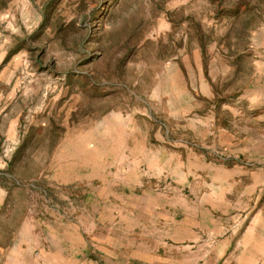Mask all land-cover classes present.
<instances>
[{"label": "rangeland", "instance_id": "374dc122", "mask_svg": "<svg viewBox=\"0 0 264 264\" xmlns=\"http://www.w3.org/2000/svg\"><path fill=\"white\" fill-rule=\"evenodd\" d=\"M253 43L264 0H0V264H119L107 239L130 223L157 264H247L264 158L196 137L152 91L195 49L250 77ZM240 133L264 138V119Z\"/></svg>", "mask_w": 264, "mask_h": 264}, {"label": "crops", "instance_id": "0c3cea01", "mask_svg": "<svg viewBox=\"0 0 264 264\" xmlns=\"http://www.w3.org/2000/svg\"><path fill=\"white\" fill-rule=\"evenodd\" d=\"M252 48L259 55L253 58L256 67L250 77L240 81L234 78L237 69L233 56L219 51L205 57L195 49L177 58L164 70L152 96L159 101L160 112H164L169 119L182 121L181 126L190 129L196 137L202 138L218 131L220 135L214 136L215 144L227 146L238 154H247L246 158L260 160L264 158V138L240 133L242 128H256L264 119V112H261L264 111V43H253ZM226 80H230L231 86L221 95L219 85ZM221 96L231 121L224 128L217 124L214 109ZM238 170L241 174L248 172L247 168L239 167ZM253 176L255 183L243 186L256 192L262 187L258 183V178L263 176L262 169L253 171ZM261 214H264V208ZM260 221L264 223V216L255 215L253 223ZM254 230L256 227L248 229L249 233ZM145 240H148L147 236L137 233L130 223L124 237L118 234L107 239L111 242L107 257L123 259L119 264H133L132 258L144 263L149 260L152 264H157L155 260H163L161 255L151 251L149 242ZM242 253L249 257L247 264H264V236L252 237L249 234L247 247Z\"/></svg>", "mask_w": 264, "mask_h": 264}]
</instances>
